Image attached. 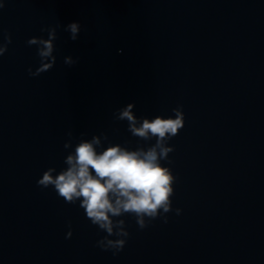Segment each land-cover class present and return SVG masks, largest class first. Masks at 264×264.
<instances>
[{
  "label": "water",
  "instance_id": "obj_1",
  "mask_svg": "<svg viewBox=\"0 0 264 264\" xmlns=\"http://www.w3.org/2000/svg\"><path fill=\"white\" fill-rule=\"evenodd\" d=\"M56 25V63L32 77L27 41ZM2 34L0 264H264V0H6ZM129 104L137 126L178 106L185 124L161 161L176 177L167 222L120 217L129 237L113 254L79 202L37 180L81 139L154 144L117 118Z\"/></svg>",
  "mask_w": 264,
  "mask_h": 264
},
{
  "label": "clouds",
  "instance_id": "obj_2",
  "mask_svg": "<svg viewBox=\"0 0 264 264\" xmlns=\"http://www.w3.org/2000/svg\"><path fill=\"white\" fill-rule=\"evenodd\" d=\"M5 2L6 0H0V9L4 8ZM58 27L60 25L41 29L42 32H47V39L34 36L27 41L29 46H36V54L40 60L35 71L28 69L30 76H39L54 67ZM64 30L75 41L81 32V24L78 21L71 22ZM11 43V35L2 34L0 57L8 51ZM77 62L71 56L64 58V63L68 66ZM132 108L133 105L129 104L119 111L117 118L129 122V131L134 136L144 140L156 138L154 144L147 149L137 150L116 145L98 152V137L94 136L91 141L81 139L75 144L74 151H69L66 155L65 168L57 172L56 168L49 167L37 180L38 186L53 188L65 203L74 205L79 202V207L85 210L86 218L106 233L97 241V246L103 250H112L113 254L123 250L129 237L126 222L120 217L134 216L140 229L148 227L157 218H163L167 222L165 214L173 210V185L176 177L169 167L162 166L161 161L167 160L169 153L174 151L173 147L166 145L185 124L182 106L172 109L174 118L157 116L151 121L145 118L140 126H137ZM68 136L70 139L64 144L65 149L73 147L72 133L69 132ZM175 212L179 215L181 209L176 208ZM71 235L69 231L67 236Z\"/></svg>",
  "mask_w": 264,
  "mask_h": 264
}]
</instances>
